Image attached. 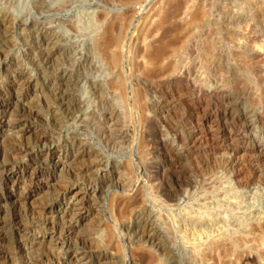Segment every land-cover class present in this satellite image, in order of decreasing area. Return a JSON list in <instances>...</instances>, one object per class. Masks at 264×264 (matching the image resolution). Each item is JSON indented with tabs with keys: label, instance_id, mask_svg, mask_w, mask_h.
<instances>
[{
	"label": "rangeland",
	"instance_id": "obj_1",
	"mask_svg": "<svg viewBox=\"0 0 264 264\" xmlns=\"http://www.w3.org/2000/svg\"><path fill=\"white\" fill-rule=\"evenodd\" d=\"M117 1L0 0L6 114L70 134L89 153L39 197L55 198L64 183L98 189L100 176L116 174L85 206V234L105 264H264V156L250 140L264 144V0ZM26 141L35 139L24 133ZM226 147L245 152L236 168L224 166ZM98 159L106 166L90 169ZM22 208L20 239L5 209L0 264H22L20 244L38 260L33 239L43 230ZM137 210L139 225L130 229ZM200 214L201 228L183 221ZM211 242L223 246L214 260Z\"/></svg>",
	"mask_w": 264,
	"mask_h": 264
},
{
	"label": "bare ground",
	"instance_id": "obj_2",
	"mask_svg": "<svg viewBox=\"0 0 264 264\" xmlns=\"http://www.w3.org/2000/svg\"><path fill=\"white\" fill-rule=\"evenodd\" d=\"M123 1L125 2L126 0H123ZM129 3H132V1L128 2V4ZM98 16L95 21L99 24L101 23L99 22V19L101 18L100 20H103L104 18L103 16L101 17V15L100 17ZM177 17H178V10H176L172 15L173 19ZM102 22L104 23V21ZM98 31H99V28H98ZM119 38L120 36L109 38L107 40V45L106 46L104 45V47L107 48V46L110 47L112 44L117 43ZM155 50H157V47ZM155 50L153 49L152 50L153 52L151 54H154V52L158 54L159 51H161L160 49H158L159 51L158 50L155 51ZM161 53L162 52H160V54ZM0 66L2 68L7 67L4 61L0 63ZM2 102H3V99H2V95L0 94V138L6 135L4 134L5 129L10 128V125H13L11 130L9 131V135H10L9 139H13V140H12V143L9 144L8 149L5 152L2 151L0 154V188L2 187V189H0V258L4 254V252H2V247L5 245V244L3 245V243L5 242V239H6V233L4 232L5 209L10 208V211L12 212V222L14 224V227L11 229H13L12 230L13 234H15V236L20 239L24 231V228H25L21 225L22 221L21 223L19 222L20 217H21L20 208L25 206L26 208L25 210L28 213H30L33 216L35 215L34 217L38 215L37 220L35 219L34 223L37 226H39L41 230H43V233L42 235H38L37 238L34 237L33 239L34 247L38 246V251L40 250L39 255L37 257L38 260L37 259L35 260L36 262L34 260L28 259L32 247L31 246L27 247L26 244H20L19 252L22 255V264H44V262L46 263V261H47L46 264H105L104 263L105 258H103L100 254H98V252L94 250V248L92 249V246H93L92 244L94 243V239L90 238L91 236H88L85 234L86 228L89 223L88 214H87L85 206H88L87 204L88 201H86L88 196L98 192L100 188L103 190V187L105 186V184H108L110 181L112 182V180L116 178V174L114 172H108L100 176L101 179L98 177V174H97V178L100 179L99 180L100 187L98 189H81L76 184H66L65 185L64 183V185L59 186V189H58L59 191L56 193L55 198L52 197V198L46 199L44 197L45 193L49 191L50 188L52 189L53 186L56 187L58 184H60L59 183L60 175L67 171L72 172L73 166L78 161L87 158L89 156V153L84 150L79 151V149L76 147L79 146L81 142H76L75 140L71 141L72 139L69 137L70 134H65L63 136L62 135L54 136V135H50L48 133L37 130L36 129L37 127L34 128L31 126L32 128H30L28 126L30 123L27 124L26 120H24L23 115L21 113H18L14 116L12 115L13 116L12 118L11 115L6 114L7 107L5 108L2 107ZM32 113L35 114V112L33 111ZM223 114L229 115V112H224ZM244 116L245 115H243V117ZM32 117H34V119L37 118L35 116H32ZM55 122L60 123L59 119L57 118ZM24 133H26L30 137H34L35 142H33V145H30L29 143H27L28 140L22 143V136ZM250 140L253 141V145H254L253 152L256 153L257 155L264 156V144L261 142H257L254 138ZM15 142H18V144ZM189 145L191 146V144ZM226 149L229 151L230 156H229V159L225 161L224 166L236 168L239 165V162H240L239 160H241L245 152L243 150L233 149L229 147H226ZM101 166L105 167L106 165H103L102 161L98 159L91 164L90 169H95V171H98L97 168ZM120 186L123 187L122 185ZM42 192H44L43 193L44 196L43 195L42 196L45 199L44 201L38 202V200L42 197V196L39 197V194H42ZM173 198L168 197L167 200L172 201ZM136 203L139 204V202H136ZM140 207L142 209L143 206L141 205ZM137 212L139 213V210L134 211L131 214L133 215V219L132 221H130L131 223H129V226H128V228L130 229L133 227L136 228L139 225L138 219H137L138 218ZM202 217H203V214H200L198 218L196 216V218L195 217L186 218L183 221L187 224L191 223L190 225L191 230H193V228L197 226L200 228L203 227L204 218ZM212 220L214 221L215 218ZM258 220H262V219L258 217L257 221ZM186 226L184 227L186 228ZM145 237H146V241L148 242V245L151 248H154L158 241V235L151 226H150V229L148 230L147 235H145ZM224 241H226V236L222 235L220 242H224ZM86 243L89 245L88 248L91 249V250L89 249L90 250L89 255H87V253L85 252L86 250L83 251L82 249L84 247V244L85 246L87 245ZM1 244L3 246H1ZM221 245H217L212 242L210 243L209 248L207 250H208V256L211 260H214L215 255H217V253L220 252L221 247H223ZM6 249L4 250L3 248L4 251H6ZM223 253L226 254L227 252L223 251ZM110 256L111 257L109 259L112 260L113 255H110ZM208 256L206 257V259L208 258Z\"/></svg>",
	"mask_w": 264,
	"mask_h": 264
}]
</instances>
